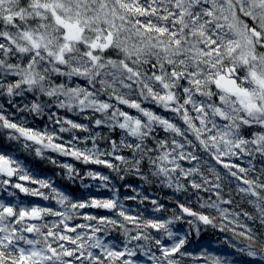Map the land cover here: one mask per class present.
I'll list each match as a JSON object with an SVG mask.
<instances>
[{
	"label": "snow or ice",
	"instance_id": "1",
	"mask_svg": "<svg viewBox=\"0 0 264 264\" xmlns=\"http://www.w3.org/2000/svg\"><path fill=\"white\" fill-rule=\"evenodd\" d=\"M13 58L16 62H10ZM74 78L86 84L73 85ZM132 93L139 99H131ZM26 94L34 99L21 106L16 98L25 100ZM0 98L33 118L47 109V119L59 126V133L90 129L53 108L103 114L94 125L118 128L121 136L117 141L90 135L85 139L93 141L91 148L78 147L76 135L64 141L47 125L30 126L25 115L15 119L4 103L0 130L37 157L49 150L103 165L120 180L133 175L151 183L154 177L176 194L193 190L200 209L218 213L220 231L232 233L225 243L238 254L233 258L203 250L194 259L264 264V0H0ZM142 101L171 112L174 119L143 107ZM252 128L258 130L246 135ZM158 129L164 138H158ZM97 137L109 144L107 150L97 146ZM125 149L129 156L121 154ZM60 167L69 179L79 176L72 164ZM86 175L103 188L112 183L100 172ZM229 176L256 215L224 207L233 203L223 194ZM9 188L55 200L60 209L14 202L16 192ZM110 190L108 198L74 199L50 180L36 178L14 154L0 151V192L13 198L0 199V264H143L135 259L138 252L150 264H181L177 257L191 255L185 251L190 233L172 226L186 222L197 235L200 225L217 227V216L195 210L191 200L177 199L178 213L173 210L168 219H145L143 213L130 214L114 187ZM201 191L212 192L215 199L204 200ZM148 199L143 196L141 202ZM151 204L153 212L164 209L156 199ZM78 219L82 222L76 223ZM117 230L122 242L107 239ZM150 230L162 232L170 243Z\"/></svg>",
	"mask_w": 264,
	"mask_h": 264
},
{
	"label": "trees",
	"instance_id": "2",
	"mask_svg": "<svg viewBox=\"0 0 264 264\" xmlns=\"http://www.w3.org/2000/svg\"><path fill=\"white\" fill-rule=\"evenodd\" d=\"M251 23V21H249ZM108 55L113 56V58H117L114 54V52H109ZM10 62H16L13 58ZM11 79V78H10ZM64 79V78H61ZM57 83L60 82V80H56ZM73 85L79 83L81 85H85L86 81L83 78H74L72 81ZM99 87V85H97ZM126 91V90H125ZM27 99L21 100V98H16L18 103H21V106L23 103H30L32 99H34L32 94H26ZM102 99H108L106 95H102ZM131 99H139V97L132 93L130 96ZM47 100V98H44ZM112 103H116L114 100L110 101ZM0 103H4L5 107L8 109L9 113H14V118L19 119L21 115H25L27 117V122L32 127H39L43 129L45 125L48 126V128L55 129L62 137L64 141L70 140L73 135H76L79 137V140L81 141L78 143V147L84 148V147H92L93 141L89 139H85L86 137H90V135H96L97 133L100 134V136H110L111 139L119 141V138L121 136V130L118 128L115 131H110L107 127L100 126L97 127L94 125V119L95 118H103V114L101 113H94L91 110H87L84 114H80L78 112H67L63 109H51L52 112H56L59 116H66L68 119H72L78 123H82L85 125H88L90 132H84L81 130H71L70 132L66 133H59L58 129L59 126L55 125L53 122L48 121L47 116L49 114L48 110L46 109L45 114L41 117L33 118L31 115H28L27 113H19L16 112L15 109L11 108L6 101V98H0ZM142 106L146 108H150L153 111L157 112L160 115H164L168 118L174 119V114L171 112H166L164 109L157 107L155 104H153L151 101H142ZM123 110L128 111L131 115H138L137 110L135 109H129L127 106L119 105ZM108 115H111V112L108 113ZM85 117H88L87 119ZM182 124V122L177 121ZM67 127V125H65ZM258 128H252L246 131V135H250L252 131H257ZM166 134L163 132L162 129L157 130V136L158 138H164ZM129 140L133 138H128ZM60 142V141H57ZM97 146L103 151L107 150L109 148V144L100 137H97L96 140ZM0 151H6L9 153L14 154L34 175L36 178H44L48 179L52 182L53 186L57 187L59 190L64 191L67 194H70L74 199H88L89 197H96V198H108L112 196V189L114 187L116 194L120 197V199L123 201L126 208L129 209L130 214L132 215H138L140 213H143V218L145 219H153V218H159V219H168L173 215V210H176L178 213L176 200L179 199L181 202H185L187 200H191V205L195 210H202L205 212H209L213 216H217V227L213 228L212 226H204L200 225V232L199 235L196 234V230L193 228H190L189 225L186 222H177L172 226L173 231H179V232H189V243L185 245V251L187 253H191V255H186L184 257H177L181 260V264H204V261L202 259H194V257H199V254L203 250L208 251H215L217 255L221 256H232L233 258H236L238 256L237 253H235V249H232L228 246L225 241L232 240V233L231 232H222L219 228L220 218L218 216V213L215 210H208V209H200L199 201L197 200L196 196L193 193V190L189 189L188 194H176L174 193L173 189L167 188L166 186L162 185L160 183V180L154 177H150L152 180L151 183H146L145 181L141 180L139 176H133V175H127L124 180H120L117 178L116 173L112 172L110 169L104 167L103 165H96V164H84L82 161H77L72 157H66L62 156L56 152H52L49 150H46L43 157H37L34 153V151H26L21 147L20 143H17L15 141H10L7 138V130H0ZM123 155L129 156V152L125 149L122 151ZM207 159V157H204ZM55 159L57 161V164H52L50 160ZM114 163L119 164L118 161H113ZM68 163L72 164L79 172V176L74 179H69L65 175V169L60 167L61 164ZM214 163V162H213ZM242 166L247 167L246 161L241 162ZM185 166H187L185 162ZM123 167V166H121ZM219 168V166H217ZM257 170L260 168V164L257 163L256 165ZM95 171L100 172L104 175H108L110 177V180L112 183L109 185L108 188L100 187L101 182L99 180H93L92 178L88 177L86 175L87 171ZM221 175L223 176L225 173V170L220 168ZM121 175H124L123 172L120 173ZM255 173H250V178H255ZM13 182H16L14 179ZM130 184L132 188L137 189V192H133L132 188H126L125 185ZM223 194L225 196V199L231 198L233 200V203L231 205H224V207L228 208L230 212L236 211L239 212L241 209L244 211L249 212L250 214L256 215V209L252 204H249L247 202V198L243 199L241 198V195L236 192V182L231 178L230 176L227 177L223 181ZM30 187H35L34 185H27ZM231 189V193L229 190ZM9 191H15L16 197L14 202L17 203H23L25 205H32V204H38L40 206H46V207H53L55 209H60V206H58L55 202V200H48L45 201L40 197H33L26 195L24 193H20L19 190L11 189L9 188ZM46 193H50V190L46 189L44 190ZM139 193V195L137 194ZM137 196V199L135 200H124L125 196ZM143 196H147L149 199L141 202V199ZM199 196L202 197L204 200H207L209 197L212 199H215V195L212 192H204L201 191L199 193ZM251 199H254L253 197H249ZM0 199H5L6 201H13L12 197H8L6 192H0ZM156 199L159 203L164 205V209L161 212H153V205L151 204V200ZM237 205H240V207H237ZM101 214H106L103 210H101ZM47 220L55 219L54 217H48ZM240 219L242 221H245L250 226L253 225L252 221H246V219L241 216ZM79 219L76 221V223H80ZM224 223H227V221H224ZM258 224V221H257ZM232 225H230L231 227ZM129 228H133L134 226L129 224ZM152 231L154 236H158L164 239L165 242L170 243V241H167V237L161 232L157 233L155 230ZM133 235L135 232L132 233ZM30 235V234H29ZM107 239H115L118 243L122 242L124 240V237L120 230H117L116 232L111 233ZM238 246H242L239 240L234 241ZM136 242H133L130 246H135ZM141 244H145L146 242L141 240L139 241ZM153 251H157L155 248H153ZM157 251V255H158ZM135 259H138L139 261H143V264H150V262L147 260V257L142 256L139 252L137 254V257Z\"/></svg>",
	"mask_w": 264,
	"mask_h": 264
}]
</instances>
